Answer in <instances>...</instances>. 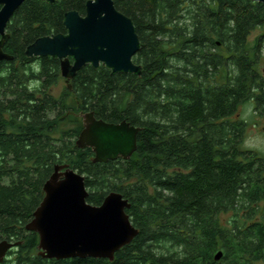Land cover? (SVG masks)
Here are the masks:
<instances>
[{
	"label": "trees",
	"instance_id": "16d2710c",
	"mask_svg": "<svg viewBox=\"0 0 264 264\" xmlns=\"http://www.w3.org/2000/svg\"><path fill=\"white\" fill-rule=\"evenodd\" d=\"M90 0H27L7 25L0 61V241L19 243L3 264H264V155L244 146L264 116V4L253 0H114L133 21L142 75L86 65L70 80L76 108L56 98L58 59L28 58L37 39L66 34L64 16ZM140 128L137 151L95 162L79 148L83 115ZM61 122L74 125L62 130ZM56 166L85 177L87 202L119 193L139 230L107 259L48 260L26 226ZM222 257L216 260V255ZM10 260V261H9Z\"/></svg>",
	"mask_w": 264,
	"mask_h": 264
},
{
	"label": "water",
	"instance_id": "95a60500",
	"mask_svg": "<svg viewBox=\"0 0 264 264\" xmlns=\"http://www.w3.org/2000/svg\"><path fill=\"white\" fill-rule=\"evenodd\" d=\"M27 0H0V61L12 60L2 51L7 25L17 9ZM55 4L56 0H42ZM263 3L264 0H253ZM66 34L37 39L28 46L26 57H50L61 62V75L70 80L86 65L105 66L112 75H142V67L133 58L141 42L133 21L120 14L114 0H90L86 14L76 11L64 16ZM83 130L76 143L91 148L95 162L107 163L130 159L137 151L140 128L123 121L110 124L96 119L94 113L83 115ZM44 185V199L26 226L39 236V255L48 260L107 259L130 245L139 234L128 214V201L119 193H110L101 206L87 202L85 177L66 166H56ZM19 243L0 241V264ZM222 253L216 255L221 259Z\"/></svg>",
	"mask_w": 264,
	"mask_h": 264
},
{
	"label": "rangeland",
	"instance_id": "374dc122",
	"mask_svg": "<svg viewBox=\"0 0 264 264\" xmlns=\"http://www.w3.org/2000/svg\"><path fill=\"white\" fill-rule=\"evenodd\" d=\"M264 32V28H259L250 34V41L252 42L257 36ZM260 73L264 75V58L262 59L261 64L258 67ZM51 94H53L56 98H65L66 104L70 106H74L76 108L75 97L68 90V83L66 78L62 75L60 76V80L58 84L53 86L51 89ZM254 106L251 103H248L239 108L237 118H244L249 121V129L246 133L244 146L249 149H254L258 153L264 155V116H260L256 114L254 111ZM74 125L68 122H61L59 125V131L55 134L56 137L59 136L62 130H68L73 128ZM6 260V259H5ZM10 261V260H9ZM3 264V263H2Z\"/></svg>",
	"mask_w": 264,
	"mask_h": 264
}]
</instances>
